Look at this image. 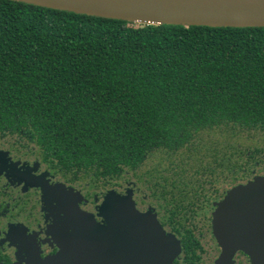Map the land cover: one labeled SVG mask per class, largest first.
Instances as JSON below:
<instances>
[{"label":"trees","instance_id":"obj_1","mask_svg":"<svg viewBox=\"0 0 264 264\" xmlns=\"http://www.w3.org/2000/svg\"><path fill=\"white\" fill-rule=\"evenodd\" d=\"M4 137L95 191L132 175L164 193L264 177V27L142 25L0 0Z\"/></svg>","mask_w":264,"mask_h":264},{"label":"water","instance_id":"obj_2","mask_svg":"<svg viewBox=\"0 0 264 264\" xmlns=\"http://www.w3.org/2000/svg\"><path fill=\"white\" fill-rule=\"evenodd\" d=\"M10 1L142 25L264 27V0ZM35 185L46 200L68 205L69 215L85 217L77 222L88 228L82 238L63 237L66 243L57 256L30 264H173L180 254L179 241L165 234L153 212H139L131 195L107 192L98 208L101 225L75 208V194ZM212 228L221 248L216 264H229L238 251L250 264H264V177L229 190L217 205Z\"/></svg>","mask_w":264,"mask_h":264},{"label":"flooded vegetation","instance_id":"obj_3","mask_svg":"<svg viewBox=\"0 0 264 264\" xmlns=\"http://www.w3.org/2000/svg\"><path fill=\"white\" fill-rule=\"evenodd\" d=\"M15 145L11 137L0 139V264H30L57 256L66 243L63 237L82 238L80 233L88 228L77 222L85 217L69 215L68 205L64 208L46 200L35 183L75 194V208L92 215L101 225L104 219L98 208L105 194L131 195L139 212H153L165 234L179 241L180 254L173 264H216L219 259L221 248L213 235V215L234 186L226 189L218 182L202 185V192L179 193L168 185L164 193L161 186L127 176L117 187L95 191L90 184L77 181L74 173L56 167L57 160ZM229 264L250 261L238 251Z\"/></svg>","mask_w":264,"mask_h":264},{"label":"rangeland","instance_id":"obj_4","mask_svg":"<svg viewBox=\"0 0 264 264\" xmlns=\"http://www.w3.org/2000/svg\"><path fill=\"white\" fill-rule=\"evenodd\" d=\"M255 140H256V138H255ZM261 140H262V139H261ZM261 140H259V142H256V143H258L259 145H263V143H262ZM263 140H264V139H263ZM257 141H258V137H257ZM247 142H248V144H250L252 141L248 140V141H246V143H247ZM152 158H153L152 160L149 159L148 161L145 162L144 167L142 168V172H144V171H146V170H149L152 166H154V164H155L156 161L159 162V160H158L155 156H153ZM161 170H162V169H161ZM263 174H264V172H263ZM263 176H264V175H263ZM131 178H132L134 181H136V178H135L133 175L131 176ZM221 185H224L225 187H227L226 189H229V188H230V186L227 185V183H225V182H221Z\"/></svg>","mask_w":264,"mask_h":264}]
</instances>
